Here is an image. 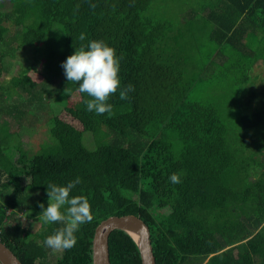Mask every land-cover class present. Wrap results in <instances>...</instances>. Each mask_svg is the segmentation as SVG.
<instances>
[{
  "label": "trees",
  "instance_id": "1",
  "mask_svg": "<svg viewBox=\"0 0 264 264\" xmlns=\"http://www.w3.org/2000/svg\"><path fill=\"white\" fill-rule=\"evenodd\" d=\"M8 1L11 8L4 11L0 0V62L20 48L36 47L43 54L39 78L25 68L13 83L0 80V193L13 191L0 197V240L20 261L93 264L97 225L112 215L135 214L150 228L157 264H264V95L248 94L261 107L244 100L242 109L232 107V100L189 98L214 56H191L198 31L188 27L196 21L185 12L179 26L187 29H175L173 20L154 11L165 0ZM213 1L191 4L197 9L211 4L200 20L201 32L219 48L216 54L232 56L237 65L226 72L245 88L253 65L262 70L255 62L264 59V0L224 6ZM92 39L105 41L120 57L121 84L107 101L110 115L86 111L89 97L66 80L61 66L75 47ZM3 70L1 65L0 77ZM52 82L63 100L60 111L47 116L52 143L30 155L20 144L10 145L9 118L20 126L28 114L50 106L46 94L53 93ZM128 86L126 99H120V89ZM233 91L231 98L240 99L242 91ZM86 132L94 148L86 144ZM11 146L19 152L16 160L7 153ZM172 172L180 183L168 181ZM25 173L30 181L23 186ZM77 176L81 182L70 195L89 201L93 219L80 226L72 248L58 249L51 260L58 250L43 240L63 223L41 220L34 230L18 214L39 219L41 202L49 200L46 184L66 185ZM109 251L110 264H142L136 242L123 230L111 233Z\"/></svg>",
  "mask_w": 264,
  "mask_h": 264
},
{
  "label": "rangeland",
  "instance_id": "2",
  "mask_svg": "<svg viewBox=\"0 0 264 264\" xmlns=\"http://www.w3.org/2000/svg\"><path fill=\"white\" fill-rule=\"evenodd\" d=\"M209 1V0H207ZM5 5L3 10L9 11L11 8V3L8 0H4ZM200 9L194 8L191 4V0H185V5L182 4L179 6L178 3H173V0H165V3H161V1L158 2V5L155 7L154 11H156L161 15H166L169 19L173 20L177 28H182L184 30L187 29L186 25H180L179 21L181 20V16L186 12V16H189V18H193L196 23L192 25V27H188V29H193L198 31V36L196 41L193 43L194 50L191 52V56H195L196 53H201L199 56H197L195 59L197 60L198 57L201 56V59L204 57L207 58L206 55H209L214 52V56L211 58V60L208 62V67L206 70H204L203 75H201V79L196 80L193 87L189 91V98H197L200 100H206V101H219V100H232V107L241 108V104L244 100V102H250L249 98L252 97H258L261 95H264V63L261 62L263 66H261L262 70L258 72L256 68H254L255 64L252 67V71L249 73V76L247 77L248 81L244 88V85L237 81V83H234L233 80H230L231 77L234 76V74H229L230 71L226 72V67H229L231 69L234 67V65H237L235 60L227 54L226 63L228 65L217 64L216 60H214V57L216 55V52L219 48H217L216 44L212 41L207 39V34L205 32H201L203 28H201L200 20L203 16V12L199 11ZM7 25L10 26V23L8 22ZM181 30V29H180ZM196 52V53H195ZM42 59L43 54L42 50H37L36 47H27V48H20L15 57L8 56L6 59H4L3 62H0V66L3 65L4 70L2 71V75L0 77V80L4 84H8V82L13 83L12 79L15 75L19 74L20 71H22L25 68H29L30 75L37 79L39 78V74L37 72L42 71ZM211 63L213 64L214 70H211ZM195 73H190V75H194ZM55 87L56 82L51 83L50 90L53 91V93H47V97L51 95L50 98L47 99V105L48 106L44 111H41L39 113H36L35 115L28 114V118L22 122L20 126H18L17 122L13 118H9V125H10V131L13 133V136L10 138V145L20 144L24 149L28 151L30 155L34 154L35 152L39 151L41 149L42 144L45 143H52V139L50 138L49 133V125L47 122V116L52 115L54 112L60 111L62 108L63 100L58 95H55ZM240 89L241 96L240 99L236 97V99H232L231 96L233 95L234 91L233 88ZM49 90V89H48ZM233 91V92H232ZM254 93L258 96H254ZM250 97L248 98L247 95ZM224 95L227 97L224 98ZM239 99V100H238ZM10 100L7 95L6 101ZM251 105L256 107H261L260 103L250 102ZM235 105V106H234ZM255 109V108H254ZM56 112V113H57ZM17 132V133H16ZM16 133V134H15ZM15 134V135H14ZM85 142L90 148L95 147V142L92 138V136L89 134V132H86L84 134ZM8 155L13 159L16 160V158L19 155V152L17 149L9 148L7 150ZM22 184L23 186L26 185L30 181V175L28 173H25L22 177ZM33 195L40 198L41 193L40 192H32ZM0 197L2 199H7L10 196L13 195L12 189H8L7 191L0 193ZM49 200H45L44 204L45 206L48 205ZM19 219L22 221L24 226H31L32 223L35 224L34 230L38 229V226L40 227L41 220L40 219H34V222L32 221V218L29 217V215L26 214H18ZM60 251H52L49 255V259L53 260L57 256H59Z\"/></svg>",
  "mask_w": 264,
  "mask_h": 264
},
{
  "label": "clouds",
  "instance_id": "3",
  "mask_svg": "<svg viewBox=\"0 0 264 264\" xmlns=\"http://www.w3.org/2000/svg\"><path fill=\"white\" fill-rule=\"evenodd\" d=\"M79 40H85V33L79 34ZM67 81L78 84V90L86 93L85 110L95 114L112 112L109 97L120 88L119 76L120 57L116 50L103 40L92 39L75 50L61 62ZM128 88H121L120 99H126ZM172 184L181 182L180 176L172 172L167 177ZM81 182L77 176L66 185L46 184L49 198L47 207L41 202L42 211L38 218L45 224L62 222L63 227L46 236L43 240L45 247L58 250L70 249L76 244L75 233L80 226L91 222L93 213L89 201L82 195H70L72 189Z\"/></svg>",
  "mask_w": 264,
  "mask_h": 264
},
{
  "label": "water",
  "instance_id": "4",
  "mask_svg": "<svg viewBox=\"0 0 264 264\" xmlns=\"http://www.w3.org/2000/svg\"><path fill=\"white\" fill-rule=\"evenodd\" d=\"M120 229L127 232L136 242L142 264H157L151 232L148 224L135 214L112 215L103 219L96 227L93 237V264H110L109 238ZM0 263L23 264L16 254L0 240Z\"/></svg>",
  "mask_w": 264,
  "mask_h": 264
},
{
  "label": "crops",
  "instance_id": "5",
  "mask_svg": "<svg viewBox=\"0 0 264 264\" xmlns=\"http://www.w3.org/2000/svg\"><path fill=\"white\" fill-rule=\"evenodd\" d=\"M205 1V0H204ZM217 1L218 0H215V1H213L212 2V4H215V3H217ZM249 1H251L252 3H254V2H256V0H249ZM225 3H231V0H221V6H224L225 5ZM218 4V3H217ZM217 4H216V6H217ZM210 6H211V4H203V6H200V10L204 13V15H206V14H209L210 13ZM250 23V22H249ZM229 54V53H228ZM226 58H227V54L226 53H224V54H222L221 52H219V54L217 53L216 55H215V57H214V60H216V62L217 63H223V62H225L226 61ZM228 59V58H227ZM261 63V62H263L264 63V59H259L258 61H256L255 63ZM261 66H263L262 64H261ZM256 69H259L258 67H256Z\"/></svg>",
  "mask_w": 264,
  "mask_h": 264
},
{
  "label": "bare ground",
  "instance_id": "6",
  "mask_svg": "<svg viewBox=\"0 0 264 264\" xmlns=\"http://www.w3.org/2000/svg\"><path fill=\"white\" fill-rule=\"evenodd\" d=\"M258 108V107H257Z\"/></svg>",
  "mask_w": 264,
  "mask_h": 264
}]
</instances>
